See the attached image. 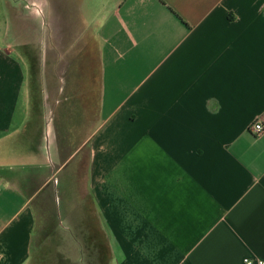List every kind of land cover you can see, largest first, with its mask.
<instances>
[{
	"label": "crops",
	"instance_id": "obj_1",
	"mask_svg": "<svg viewBox=\"0 0 264 264\" xmlns=\"http://www.w3.org/2000/svg\"><path fill=\"white\" fill-rule=\"evenodd\" d=\"M256 120L264 0H0V264L264 261Z\"/></svg>",
	"mask_w": 264,
	"mask_h": 264
},
{
	"label": "built area",
	"instance_id": "obj_2",
	"mask_svg": "<svg viewBox=\"0 0 264 264\" xmlns=\"http://www.w3.org/2000/svg\"><path fill=\"white\" fill-rule=\"evenodd\" d=\"M248 131L254 136H259L264 132V123L260 120H256L250 125ZM243 263L244 264H264V261L263 260L251 261L245 258L243 260Z\"/></svg>",
	"mask_w": 264,
	"mask_h": 264
},
{
	"label": "rangeland",
	"instance_id": "obj_3",
	"mask_svg": "<svg viewBox=\"0 0 264 264\" xmlns=\"http://www.w3.org/2000/svg\"><path fill=\"white\" fill-rule=\"evenodd\" d=\"M63 219V218H62ZM60 226H62L64 229H66V230H68V231H70V229L69 228H67V227H69V225L66 223V222H64L63 220L61 221L60 220ZM60 255H63L64 257H66L67 258V254H66V252H64L63 253V251L60 253ZM93 257H94V259H93ZM93 257H92V259L93 260H98V262H100L99 261V258L98 259H96V255H93ZM87 259H88V261H90L89 259H90V256H87ZM78 262L80 263V264H84V262H86V256H85V254L83 253V252H80V254H79V256H78ZM95 262V261H94ZM93 262V264H95ZM97 264V263H96Z\"/></svg>",
	"mask_w": 264,
	"mask_h": 264
},
{
	"label": "trees",
	"instance_id": "obj_4",
	"mask_svg": "<svg viewBox=\"0 0 264 264\" xmlns=\"http://www.w3.org/2000/svg\"><path fill=\"white\" fill-rule=\"evenodd\" d=\"M168 10L170 11V13L174 16V17H176L179 21H180V23H182L183 25H185V26H187L186 25V23L178 16V15H176L170 8H168Z\"/></svg>",
	"mask_w": 264,
	"mask_h": 264
}]
</instances>
